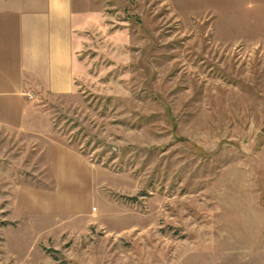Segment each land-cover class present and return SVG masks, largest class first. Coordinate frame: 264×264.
Returning a JSON list of instances; mask_svg holds the SVG:
<instances>
[{
    "label": "rangeland",
    "instance_id": "rangeland-1",
    "mask_svg": "<svg viewBox=\"0 0 264 264\" xmlns=\"http://www.w3.org/2000/svg\"><path fill=\"white\" fill-rule=\"evenodd\" d=\"M247 2L72 0L73 93L0 91V264H264Z\"/></svg>",
    "mask_w": 264,
    "mask_h": 264
},
{
    "label": "crops",
    "instance_id": "crops-1",
    "mask_svg": "<svg viewBox=\"0 0 264 264\" xmlns=\"http://www.w3.org/2000/svg\"><path fill=\"white\" fill-rule=\"evenodd\" d=\"M247 3L264 32V0ZM73 25L72 0H0V91L73 93Z\"/></svg>",
    "mask_w": 264,
    "mask_h": 264
},
{
    "label": "built area",
    "instance_id": "built-area-1",
    "mask_svg": "<svg viewBox=\"0 0 264 264\" xmlns=\"http://www.w3.org/2000/svg\"><path fill=\"white\" fill-rule=\"evenodd\" d=\"M30 98V97H29Z\"/></svg>",
    "mask_w": 264,
    "mask_h": 264
}]
</instances>
